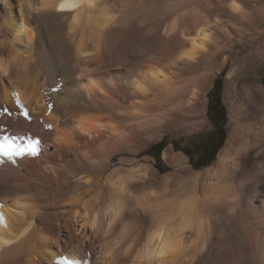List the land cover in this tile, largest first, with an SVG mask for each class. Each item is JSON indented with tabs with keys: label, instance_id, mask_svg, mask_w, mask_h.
<instances>
[{
	"label": "bare ground",
	"instance_id": "1",
	"mask_svg": "<svg viewBox=\"0 0 264 264\" xmlns=\"http://www.w3.org/2000/svg\"><path fill=\"white\" fill-rule=\"evenodd\" d=\"M63 2L0 0V144L23 153L0 156V264H264V0ZM232 34L249 49L223 57ZM227 59V136L210 165L164 149L182 166L153 173L164 195L106 173L118 151L202 125L210 71Z\"/></svg>",
	"mask_w": 264,
	"mask_h": 264
},
{
	"label": "rangeland",
	"instance_id": "2",
	"mask_svg": "<svg viewBox=\"0 0 264 264\" xmlns=\"http://www.w3.org/2000/svg\"><path fill=\"white\" fill-rule=\"evenodd\" d=\"M230 36L232 38H235L234 34H232ZM220 39H221L220 33L216 32V34L214 35V41L217 44L216 48H215L216 50H220L221 49L220 46L224 43V41L218 42ZM235 39L236 40H234L230 44L231 46L229 45L230 47L229 46L224 47L223 57H231L234 54V52L237 50H241L243 52H246L249 49V47L247 46V40L245 38H242L240 41L237 40V38H235ZM223 64H224V61H221L219 66H217L213 71H210V74H209L210 82L203 91L202 99L205 102V111H204V123L202 125L196 126L195 128L193 127V129H191L190 131H187V132L175 131V130L164 131L157 138L146 142L145 145L141 146L137 151L136 150L135 151H127V150L118 151L117 153L114 154L115 156L114 155L112 156L111 166L108 168L109 170H107L106 173L109 172L114 167H121V169L126 170V171H123V170L121 171L123 174L128 172V173L124 174V176L127 179V180L125 179L127 185L128 186L130 185L131 188L134 187L133 189H136V190L146 189L145 191H147L148 187L150 188L151 184H152V187H156V188H152L153 190L155 189V192L164 195V193H166V190L165 189L163 190V187H161V186H158V188H157L158 183H156L154 181V174L159 173L158 176H162V175H165L166 173H169V172L172 173L174 170H177L180 167H182V166H173V165L169 164L167 161H165V159H163V157H162V151L164 149H171L175 153H177V152L184 153L188 157V159L183 164V166H189L192 169H200V168L205 167V166L195 167L194 163L197 161L196 158L198 157V155H197L198 146H199L198 143L200 140L204 139L205 132L211 128L210 120L208 118L209 116L207 113V103H208V96H209L208 92L210 90H212V88L214 87L216 78H219L218 82H219V84H221L220 97H221V101H222V104H223L224 110H225V123H224V127H223L225 130V137H224V141H223L222 145L220 146V148L223 146L225 139H226V136H227L226 123L228 120V109H227V105L225 104V101L223 100V92H224V83H225L226 72L228 71L229 66H230V59H227L225 65L221 67V65H223ZM254 66H255V69L257 70L259 80L264 85V59L257 60L254 64ZM1 122H2V120H1ZM162 139H163V148L160 150L159 155L157 157V156H155V154H153L154 151H156L158 148V146L155 144L158 143L159 141H161ZM183 146L187 147L188 152H185L182 149ZM135 147L136 146L134 145L133 148H135ZM148 148H150L149 151H146ZM219 149L216 151L214 159L208 165H210L215 160ZM120 158L124 159L125 161L123 160L124 162L120 163V161L122 160ZM127 160L129 162H127ZM130 160H132V161L130 162ZM132 164H134L135 166ZM141 164H142V166H141ZM127 165H128V167H127ZM208 165H206V166H208ZM136 166H138V167H136ZM138 168H141V169L139 170ZM145 169H146L147 173L145 172ZM129 170H131V171H129ZM136 170H137V172H136ZM141 170L144 173H146L144 176L145 178L142 177V175L144 173ZM132 172H136L135 174H133L134 176L131 174ZM129 174H131V176ZM127 175H129V177H131L132 179L130 180V178L127 177ZM141 177H142V179H141ZM147 178H149V179H147ZM151 178H152V180H151ZM136 179H137V181H135ZM143 183L144 184L146 183V184L144 185ZM158 185H160V184H158ZM188 189L189 188L186 187V188L182 189L181 192L184 193V191L186 192V190H188Z\"/></svg>",
	"mask_w": 264,
	"mask_h": 264
},
{
	"label": "snow or ice",
	"instance_id": "3",
	"mask_svg": "<svg viewBox=\"0 0 264 264\" xmlns=\"http://www.w3.org/2000/svg\"><path fill=\"white\" fill-rule=\"evenodd\" d=\"M84 2H85V0H66V2H63L59 5V9L61 11H65V10L70 11L72 9L78 8ZM88 3H89L90 7H95V4L92 3L91 0H88ZM28 7H31V6L29 5ZM31 10L33 12L39 11V9H37V8H32ZM73 20L75 22L76 18L74 17ZM71 30L72 29H70V31ZM22 31H23V29H22ZM63 70L64 69H61L60 66H58V65H53L51 70H50L51 74H53L54 78H56L57 83H56V85H49V89H50V91L55 92L57 94H60V86L63 84V81L61 79H59V73ZM13 95H15V93H13ZM46 98H47V95H46ZM48 107H49V110L51 111V110H53L54 105L51 102H49ZM5 111H7V109H5ZM24 115L26 117L28 116L27 109L24 110ZM64 118H67V117H64ZM46 127L51 128V125H46ZM38 142L39 141H37V143ZM32 151H35V149H33ZM29 154H31V153H29ZM21 155H23L22 152H20V151H15V152L9 151L2 144H0V156H3L7 160L11 161L14 159V157L21 156ZM179 247H180V242H179V240H177L175 242V244H171L166 248L162 247L161 250L157 253H154V255L164 257V256L169 255L170 253L177 252L179 250ZM61 259H62V264H85V261L83 258L77 259V258H75V256L72 258L62 256Z\"/></svg>",
	"mask_w": 264,
	"mask_h": 264
},
{
	"label": "trees",
	"instance_id": "4",
	"mask_svg": "<svg viewBox=\"0 0 264 264\" xmlns=\"http://www.w3.org/2000/svg\"><path fill=\"white\" fill-rule=\"evenodd\" d=\"M218 81H219V78H216L214 87L212 88V90L208 92L209 96H208V103H207V113H208L209 119L214 120L215 115L213 116L211 114V109L215 107L216 111H218V117L220 119V123L222 126H218L217 128V131H218L217 141L215 142L211 150L205 151L206 150L205 142L203 140L199 141L198 152H197L198 157L196 158L197 161L194 163L195 167L208 165L214 159L216 151L220 148V146L222 145L224 141L225 130L223 127L225 123V110H224V106L222 104L221 97H220L221 84H219ZM155 145H157L158 148L156 151H154L153 154H155V156L158 157L160 150L163 148V139L159 141L158 143H156ZM150 148H148L146 151H149ZM182 149L185 152H188L186 146H183Z\"/></svg>",
	"mask_w": 264,
	"mask_h": 264
},
{
	"label": "flooded vegetation",
	"instance_id": "5",
	"mask_svg": "<svg viewBox=\"0 0 264 264\" xmlns=\"http://www.w3.org/2000/svg\"><path fill=\"white\" fill-rule=\"evenodd\" d=\"M211 114L213 116L214 115L215 116H214V120L209 119L210 120L211 128L209 130H207L205 132V135H204L203 141L206 144L205 145V147H206V150L205 151H208V150H211L212 149V147L214 146L215 142L217 141V137H218L217 128H218V126H222L221 123H220V119L218 117V111H216L215 107H213L211 109Z\"/></svg>",
	"mask_w": 264,
	"mask_h": 264
}]
</instances>
